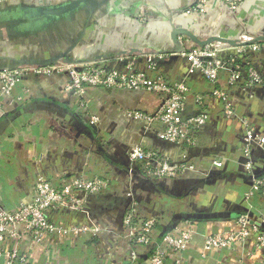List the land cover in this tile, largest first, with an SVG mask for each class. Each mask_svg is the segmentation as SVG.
<instances>
[{"label":"crops","instance_id":"crops-1","mask_svg":"<svg viewBox=\"0 0 264 264\" xmlns=\"http://www.w3.org/2000/svg\"><path fill=\"white\" fill-rule=\"evenodd\" d=\"M69 1L8 0L1 5L0 47L7 46L8 53L0 54V68L18 61H46L56 57L60 48L69 51L70 58L76 61L106 57L109 66H121L126 59L139 60L137 63L142 65L140 50L175 49L168 19L174 20L176 28L197 34L233 38L264 35V0H242L236 10H230L221 0H209L206 13L199 15L186 13L197 0H87L64 15L43 13L45 8ZM146 3L154 8L148 9ZM78 21H81L80 31ZM90 25L94 31L88 30ZM235 46L221 56L227 59ZM14 48L21 50L20 53L15 54ZM245 48L241 58L256 69L263 84L253 85L247 91L234 88L227 84L229 73L224 69L220 86L229 94L237 115L251 118L255 130L261 132L264 131V52ZM159 65L168 83L184 79L190 89L184 117L200 112L208 115L192 146L161 140L158 137L161 123L145 130L139 121L127 117L126 112L132 109L157 110L162 96L156 93L90 88L83 100L89 105L87 111L100 117L98 134L97 127L88 123L84 108L79 107V97L63 90V75H53L52 83L30 74L23 79L24 104L18 107L4 102V114H0V199L8 204L29 201L31 182L37 175L55 183L84 175H101L107 179L106 189L88 199L92 221L81 213L72 215L68 221L70 225L84 223L99 230L91 236H49L41 245L27 239L25 264H127L126 257L132 254L144 262L152 245L133 247L123 233V211L132 201H137L139 210L147 217L162 214L155 237L171 231L176 224L185 227L186 221H192L195 231L181 264H264L261 250L253 241L202 252L204 235L235 229L236 219L244 214L250 222L258 221L259 213H264V196L259 193L247 202L240 200L250 179L244 168L242 123L236 117L221 114L222 102L206 96L212 86L200 74L188 73L187 60L171 55L159 61ZM20 93V87L13 92ZM199 94L205 96L201 104L195 101ZM136 144L163 153L172 161L186 156L197 171L177 178H150L138 163H129L126 151ZM211 157L221 159L227 169L213 167ZM251 157L253 173L263 175L264 151L252 146ZM215 210L231 211L232 215L212 219L179 216Z\"/></svg>","mask_w":264,"mask_h":264},{"label":"built area","instance_id":"built-area-1","mask_svg":"<svg viewBox=\"0 0 264 264\" xmlns=\"http://www.w3.org/2000/svg\"><path fill=\"white\" fill-rule=\"evenodd\" d=\"M7 1L0 0V6ZM221 1L230 10L238 9L242 3V0ZM208 2L209 0H197L186 13L199 15L206 11ZM146 6L150 10L154 8L149 3H146ZM168 21L174 22L173 19ZM88 30L94 31V27L88 26ZM198 35L206 37L209 34ZM254 37L240 35L237 39L241 44L236 46L214 41L200 47L181 36L178 38L176 51L140 50L142 65L137 63L139 60L133 59H126L121 66H109L105 58L68 61L70 52L62 50L54 62L0 70V114H4L3 105L6 100L11 104H17L18 107L24 104L26 89L23 79L26 76L32 74L52 82L53 75H63L65 76L63 90L69 95L79 97V107L84 108L83 112L88 116V123L97 127V134L100 133V117L90 110L87 111L89 105L83 100L90 88L143 90L161 95V105L153 112L140 109L128 110L127 117L139 121L145 130L150 129L154 123H161L163 127L158 132L161 140L192 146L195 144L197 131L206 123L208 115L200 112L188 118L184 117L186 97L190 89L184 79L168 83L159 65V61L177 55L189 63V74H200L212 86V90L206 96L211 100L222 102L221 114L234 119L236 117V120L242 123L244 141L242 154L246 159L244 168L249 173L250 179L246 191L241 193L240 200L247 202L256 194L261 193L264 196V174L256 176L253 173L255 168L251 157L252 146L264 151V131L255 130L251 118L237 115V109L229 94L220 86V79L221 72L225 69L229 73L227 84L234 88L247 91L253 85L263 84L261 75L253 66L244 60L242 63L236 61V58L242 59L241 56L246 51L245 47L253 52H264V40L252 41ZM234 46L233 53L224 59L221 56L222 52L233 49ZM18 87L21 93L14 95L13 92ZM204 97L203 94L196 95V103L201 104ZM126 153L131 165L138 163L144 174L153 179L177 178L187 172L197 171L195 165L189 162L186 156L179 161H172L165 154L145 148L141 144L131 146ZM210 160L213 167H226L219 158L211 157ZM31 184L29 201L20 200L18 203L8 204L7 200L3 199V202L0 199V261L3 264H25L28 261L27 246H25L27 239H30L28 240L31 241L30 243L41 245L49 236L70 237L82 234L91 236L99 230L96 226L90 227L84 223L70 225L68 221L69 217L76 213H81L90 222L92 221L87 208L88 199L92 195L101 194L106 189L107 179L104 176L84 175L70 181L55 183L43 175H37ZM52 215L54 217L50 218ZM160 218L162 214L147 217L139 210L137 201H132L123 211V233L129 244L133 247L152 245L144 262L132 254L126 257L127 264H181L182 255L186 252V247L195 231L193 223L191 220L186 221L185 227L176 224L171 231L159 233L155 237L154 231ZM247 241L254 242L255 247L261 250L264 260V213L260 212L258 221L254 222H250L247 215H241L236 219L235 229L224 234L204 235L202 252L229 249L235 244H243Z\"/></svg>","mask_w":264,"mask_h":264},{"label":"water","instance_id":"water-1","mask_svg":"<svg viewBox=\"0 0 264 264\" xmlns=\"http://www.w3.org/2000/svg\"><path fill=\"white\" fill-rule=\"evenodd\" d=\"M87 0H71L68 3H64L61 4L59 6H54V7H50V8H45L43 9V13H45L46 15H54V16H59V15H64L67 14L71 11H73L74 9L78 8L82 3L86 2ZM171 27H172V31H171V36L175 41V49L173 51L178 50L177 45L179 44V40L178 38L183 36L186 38V40L192 42L193 44L200 46V47H204L206 44H209L211 42L214 41H219V42H226L229 43L231 45H238L241 44L237 38H233L231 36H224V35H220V34H209L206 37H201L199 36L197 33L186 29V28H176L174 25V22L170 23ZM254 39L252 41H262L264 40V35H254ZM171 51V52H173ZM55 58H51L49 60L46 61H42V62H38V63H30V62H20L18 61L16 64L11 65V66H7V67H2L0 68V70L5 69V68H13L16 66H22L24 65H33V64H40V65H44L50 62H54ZM106 58V57H103ZM93 59H99V58H92L89 60H93ZM68 61H75L72 58L67 59ZM232 215L231 211H224V210H215V211H209V212H191V213H187L185 215L180 214L179 216L184 217V218H193V219H212V218H226Z\"/></svg>","mask_w":264,"mask_h":264},{"label":"rangeland","instance_id":"rangeland-1","mask_svg":"<svg viewBox=\"0 0 264 264\" xmlns=\"http://www.w3.org/2000/svg\"><path fill=\"white\" fill-rule=\"evenodd\" d=\"M204 13H206V11L205 12H203V13H201V14H204ZM80 22L81 21H78L77 22V30L78 31H80ZM15 49H17V48H14V49H12L13 51H15L16 53L15 54H17V53H20V51L21 50H19V49H17V50H15ZM24 49H28L27 47H24ZM7 50H8V47L7 46H5V45H2L1 47H0V54H7L8 52H7ZM62 50H65V48H60V51H62ZM71 55V54H70ZM34 65V64H33Z\"/></svg>","mask_w":264,"mask_h":264},{"label":"trees","instance_id":"trees-1","mask_svg":"<svg viewBox=\"0 0 264 264\" xmlns=\"http://www.w3.org/2000/svg\"><path fill=\"white\" fill-rule=\"evenodd\" d=\"M236 61H237V62H241V63H242L243 59L236 58Z\"/></svg>","mask_w":264,"mask_h":264},{"label":"flooded vegetation","instance_id":"flooded-vegetation-1","mask_svg":"<svg viewBox=\"0 0 264 264\" xmlns=\"http://www.w3.org/2000/svg\"><path fill=\"white\" fill-rule=\"evenodd\" d=\"M91 26V25H90ZM90 29V28H89Z\"/></svg>","mask_w":264,"mask_h":264}]
</instances>
